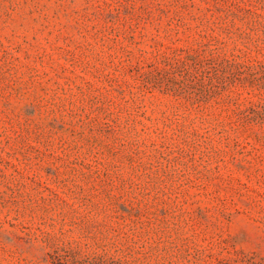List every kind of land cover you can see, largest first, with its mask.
<instances>
[{
	"label": "rangeland",
	"instance_id": "obj_1",
	"mask_svg": "<svg viewBox=\"0 0 264 264\" xmlns=\"http://www.w3.org/2000/svg\"><path fill=\"white\" fill-rule=\"evenodd\" d=\"M0 264H264V0H0Z\"/></svg>",
	"mask_w": 264,
	"mask_h": 264
}]
</instances>
